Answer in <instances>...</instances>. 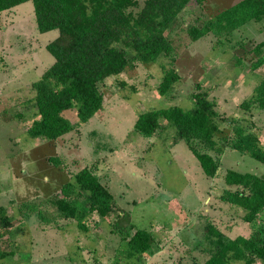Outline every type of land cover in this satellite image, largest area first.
<instances>
[{"label":"rangeland","instance_id":"1","mask_svg":"<svg viewBox=\"0 0 264 264\" xmlns=\"http://www.w3.org/2000/svg\"><path fill=\"white\" fill-rule=\"evenodd\" d=\"M235 1H189L164 32L172 45L169 56L133 62L103 79L99 110L84 122L74 107L64 110L72 129L53 140L30 137L26 128L35 118L30 84L52 63L44 46L57 30H36L30 0L0 12V264H202L213 249L208 226L224 238L264 230V209L252 225L241 219L239 207L220 198L231 189L222 180L226 169L264 175V164L229 145L233 131L241 129L264 149V108L240 106L264 72V63L250 67L264 55V19L250 20L226 37L207 33L191 41L185 31ZM163 68L173 69L178 79L160 95ZM195 92H204L217 112L218 151H208L218 160L212 177L175 138L170 122L160 118L146 136L132 129L146 110L192 108ZM83 167L112 195L101 216L87 212L85 193L72 189L68 200L84 212L86 230L52 203ZM137 228L151 234L150 246L129 255L127 240Z\"/></svg>","mask_w":264,"mask_h":264},{"label":"trees","instance_id":"2","mask_svg":"<svg viewBox=\"0 0 264 264\" xmlns=\"http://www.w3.org/2000/svg\"><path fill=\"white\" fill-rule=\"evenodd\" d=\"M27 0H0V12ZM38 32L57 30L55 38L45 44L53 57L52 63L30 84L34 116L26 134L53 140L70 131L72 125L63 111L74 107L79 122L86 121L102 105L98 84L110 75H116L133 62H153L158 56L167 57L172 51L165 31L177 14L191 0H30ZM196 4L204 0H192ZM264 19V0H237L219 10L200 25L189 24L185 31L191 41L207 33L219 37L230 33L250 20ZM259 45L253 49L259 53ZM264 63V55L250 64L251 69ZM173 69H164L157 85L160 95L168 93L177 81ZM193 107L183 110L179 106L149 109L137 115L133 131L151 135L159 127L160 118L175 128V138L181 139L196 158L202 173L212 177L218 160L208 151H218L215 134L217 112L204 92L193 93ZM255 105L264 108V72L253 86L251 95L240 103L243 108ZM230 148L246 153L264 164V149L254 134L235 129L229 140ZM224 189L220 198L239 207L241 219L254 223L264 209V175L226 169ZM73 188L84 192L87 212L105 215L112 203V195L97 176L88 168L76 171L60 188L63 197L52 201L63 217L74 218L76 226L86 230L83 216L71 204L68 196ZM5 221V218H4ZM207 231L214 235L213 249L202 264H231L242 261L252 264L255 259L264 262V230L258 235H236L224 238L211 226ZM151 234L135 229L127 240L126 253H142L149 249Z\"/></svg>","mask_w":264,"mask_h":264}]
</instances>
